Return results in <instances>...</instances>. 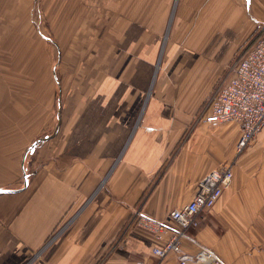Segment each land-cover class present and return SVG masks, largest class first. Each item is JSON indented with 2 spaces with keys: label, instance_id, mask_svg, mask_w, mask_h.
<instances>
[{
  "label": "crops",
  "instance_id": "obj_1",
  "mask_svg": "<svg viewBox=\"0 0 264 264\" xmlns=\"http://www.w3.org/2000/svg\"><path fill=\"white\" fill-rule=\"evenodd\" d=\"M261 24L264 0H0V146L58 127L25 161L34 142L0 148V264H180L132 219L166 221L225 164L182 251L264 264V134L238 154L236 123L200 120Z\"/></svg>",
  "mask_w": 264,
  "mask_h": 264
},
{
  "label": "built area",
  "instance_id": "obj_2",
  "mask_svg": "<svg viewBox=\"0 0 264 264\" xmlns=\"http://www.w3.org/2000/svg\"><path fill=\"white\" fill-rule=\"evenodd\" d=\"M200 120L236 123L240 128L236 145L238 154L254 144L260 134H264V24L258 26L230 62L227 74L216 84L204 106ZM233 178V165L225 164L206 174L200 180L193 200L171 211L166 221L154 220L138 211L132 223L153 234H171L163 247L153 250L159 259L174 254L180 264H226L207 248H202L197 255L185 254L181 244L188 231L199 226L201 214L209 212L231 186Z\"/></svg>",
  "mask_w": 264,
  "mask_h": 264
},
{
  "label": "rangeland",
  "instance_id": "obj_3",
  "mask_svg": "<svg viewBox=\"0 0 264 264\" xmlns=\"http://www.w3.org/2000/svg\"><path fill=\"white\" fill-rule=\"evenodd\" d=\"M227 68H228V66H227ZM227 68H226V70H225V72L223 74V77L227 74ZM216 124H217L216 126L225 125L223 123L222 124L216 123ZM15 132L16 133H19L21 135L20 131L17 128L14 130V133ZM45 133H47V134H45ZM48 133H49V131H47V132H40V134L37 137H35L34 139L31 140V142H26L27 139L22 138V136L14 135L13 133H8L5 136H3V138H4L5 141L2 144V146H0V148H28V145L30 143L36 142L37 140H39L41 138H44L46 135H49Z\"/></svg>",
  "mask_w": 264,
  "mask_h": 264
},
{
  "label": "water",
  "instance_id": "obj_4",
  "mask_svg": "<svg viewBox=\"0 0 264 264\" xmlns=\"http://www.w3.org/2000/svg\"><path fill=\"white\" fill-rule=\"evenodd\" d=\"M58 131V127L55 129V132L54 134L52 135H49V136H45L44 138H41L39 140H37L36 142H34L30 147H29V150H28V153L26 154L25 158H24V161L26 160V157L28 154L32 153L34 151V149L39 145V144H44L46 143L47 141H49L51 138L54 137V135L57 133ZM28 185V176L27 174L24 175V187H26ZM12 191L11 190H4V189H0V194L1 193H11Z\"/></svg>",
  "mask_w": 264,
  "mask_h": 264
}]
</instances>
